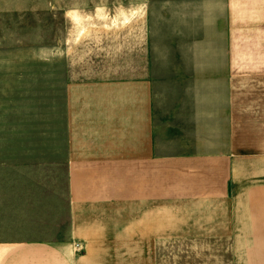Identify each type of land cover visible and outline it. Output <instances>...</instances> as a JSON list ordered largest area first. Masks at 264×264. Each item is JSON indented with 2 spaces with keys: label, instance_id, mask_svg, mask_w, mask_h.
<instances>
[{
  "label": "crops",
  "instance_id": "1",
  "mask_svg": "<svg viewBox=\"0 0 264 264\" xmlns=\"http://www.w3.org/2000/svg\"><path fill=\"white\" fill-rule=\"evenodd\" d=\"M137 25L115 66L67 86L59 139L0 140V264L129 260L108 229L145 242L153 195L207 197L247 264H264V0H225L165 71ZM121 206L126 223L104 218Z\"/></svg>",
  "mask_w": 264,
  "mask_h": 264
},
{
  "label": "rangeland",
  "instance_id": "2",
  "mask_svg": "<svg viewBox=\"0 0 264 264\" xmlns=\"http://www.w3.org/2000/svg\"><path fill=\"white\" fill-rule=\"evenodd\" d=\"M224 5L225 0H0V140L59 139L67 86L83 87V74L95 73L101 58L115 66L128 53L137 24L150 28L153 59L165 71L166 61L189 56L190 45L206 34L209 13ZM126 208L104 218L123 225L132 214ZM223 215L208 210L207 197L153 195L150 234L140 238L146 241L128 242L127 227H113L108 231L118 238L109 250L129 253L120 264H247L248 245L229 242L219 227Z\"/></svg>",
  "mask_w": 264,
  "mask_h": 264
}]
</instances>
